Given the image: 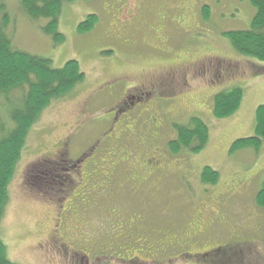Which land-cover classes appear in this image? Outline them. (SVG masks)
I'll return each instance as SVG.
<instances>
[{"label":"rangeland","instance_id":"rangeland-1","mask_svg":"<svg viewBox=\"0 0 264 264\" xmlns=\"http://www.w3.org/2000/svg\"><path fill=\"white\" fill-rule=\"evenodd\" d=\"M3 1L10 19L6 33L14 48L47 58L53 67L58 68L67 60L75 59L85 74L83 81L65 95L53 99L43 109L26 134L8 184V199L0 219V237L7 258L16 264H70L72 257L70 261L60 263L54 262V256L50 253H45L46 257L38 253L40 247L37 240L45 236L53 214L52 205L43 200H49L54 194L44 195L42 187L38 182L36 185L34 178L40 176L41 171L44 173L45 168L48 174L57 173L60 184L66 185L62 202L66 200L79 179L75 177L77 170L84 168V156L87 153L101 156L109 148L111 132L106 127L122 118L126 109L123 105L115 106L120 102L117 99L133 93L138 83L137 75L144 69H159L162 64L179 61L183 54L188 58L187 54L203 57L211 53L214 56L212 62L204 61L203 58L196 73L194 69L190 70L184 78L185 83L182 78L178 81L181 86L184 85L186 92L189 87H193L191 90L195 93L198 108H188L191 99L188 92L177 103L181 106L177 108L179 113L171 115L183 123L185 114L192 109L198 110L201 112L199 119L207 127L205 146L187 161L193 165L196 163L193 173H188L191 182L186 184L184 181L172 180L163 188L155 185L149 191L153 193L154 204L146 203L144 206L138 203L143 197L141 193L128 201L129 209L125 205L126 199L130 198L129 193L124 192L122 197L117 196L114 201H120V213L126 210L128 215L136 212L149 214L138 225L146 232L148 228L154 230L150 240L157 241L164 237L166 240L163 241L180 243L189 233L194 211L204 202L197 185L202 167L208 165L219 172V182L214 189L230 186L229 194L222 199L217 209L222 220L204 229L199 236H193L187 249L182 250L178 246L168 248L164 264H208L228 259L233 264H264V209L254 202L255 192L264 179V142L259 148L244 147L229 151L234 140L251 136L254 132L255 109L264 104V60L236 53L222 35L226 30L249 27L254 13L249 0H74L65 3L59 13L57 30L64 39L58 44L40 30L47 20L31 22L20 10V0ZM203 5L210 8L207 21L201 18L200 9ZM87 14H95L97 22L90 30L78 32L77 26ZM181 14L180 23L187 21V31L182 30L176 22ZM159 29L162 33L158 32ZM118 35L122 36L120 40ZM123 39L127 41L126 44H123ZM162 46L167 48L158 52ZM173 49L175 52L170 51ZM210 63H218V75L204 71ZM118 74H130L127 78L128 87L112 89L117 82L107 81ZM231 87L242 90L238 108L227 117L215 118L212 97ZM154 89L156 97L175 99L168 95L177 91L179 95L183 88L177 83L157 79ZM169 104L162 101L160 105L167 108ZM140 107L132 114L136 122L131 131L139 133L145 148L154 131L158 134L154 147L160 148L158 145L162 144L163 136L170 129L163 126L154 130ZM127 133L121 136L119 142L122 149L126 146L133 148L135 143ZM52 154L54 160L51 159ZM66 169H71V177L66 175ZM31 171L35 172L25 182L26 175ZM46 178L50 183V177ZM204 206L206 203L202 204V208ZM102 208L101 212L107 215L106 206L102 205ZM97 210L96 207L93 209L94 214H98ZM251 242L256 243L253 245ZM181 251L202 255L179 256ZM205 251L209 252L204 255ZM113 255L110 264L126 263L120 250H116ZM139 258L141 261L134 263L148 264L147 260H151L146 255H140ZM160 258L163 259L162 256ZM236 259L239 261L236 262ZM73 261L77 264L75 258ZM231 261L227 264H232ZM151 262L159 264L153 260Z\"/></svg>","mask_w":264,"mask_h":264},{"label":"flooded vegetation","instance_id":"flooded-vegetation-1","mask_svg":"<svg viewBox=\"0 0 264 264\" xmlns=\"http://www.w3.org/2000/svg\"><path fill=\"white\" fill-rule=\"evenodd\" d=\"M182 17L183 14L177 17L176 22L182 30L187 31V21L180 23ZM158 32L162 33V30L159 29ZM121 37V35H118L117 38L120 40ZM122 42L123 44L127 43L124 39ZM166 48L162 46L157 51L160 52ZM170 51L175 52L174 49ZM187 55L189 56L188 58L184 57L183 54L179 61L162 64L159 69H144L137 75L138 83L134 86L133 93L125 94L117 99L120 101L119 103L116 104L115 102V106L123 105L126 110L120 120L114 121L106 127L111 132L109 148L101 156L90 153L84 156V162L82 163L84 168L83 170H77L75 177H79V179L73 192L66 200L62 202L66 195V185L65 183L60 184L57 179V173L53 175V172L52 174L47 172L48 175L46 176L50 177V183L47 182L46 176H36L34 178L36 185L38 182L42 187L41 192L45 193L44 195L54 194V196L51 195L49 197V200H43L46 204L50 203L52 205L53 214L49 220L45 236L42 237L43 239L37 240L38 247H40L38 249L39 254L41 252L42 256L46 257L45 253H50V255L54 256V262L58 261L60 263L70 261L72 257L70 264H76L73 258H75L77 264H110L114 258L113 253L116 250H120L125 257V264L140 262V255L149 256L151 260H147L148 264H152V260L159 264H164L168 248L178 246L182 250L187 249L193 236H199L204 229L210 227L216 221L222 220L218 216L217 209L220 207L222 199L229 194L230 186L226 185L221 189H214L219 179L214 184H204L200 175L197 187L202 196H204L202 204L206 203V206L202 208L201 204L194 211V218L192 219L194 221L189 225V233L182 238L180 243L163 241L166 240L164 237H160L157 241L150 240V235H154V230L148 228L147 233L146 229L138 225V222L147 219L145 215L149 216V214L142 215L136 212L128 215L126 210H122L120 213L118 208L120 201H114L117 196L122 197V194L127 192L130 194V198H127L125 202L127 207L128 201L141 193L143 197L138 203H142L144 206L146 203L154 204L152 200L153 193H149V191L154 189L155 185L163 188L172 180L177 182L184 181L186 184L191 182L189 178L191 176L188 173H193L196 163L193 165L192 162L189 161L187 163V161L194 158L198 153H193L184 147H180L177 152H173L172 146L177 145L175 125H186L191 118H200L198 116L201 112L192 109L190 113L184 115L183 123L178 119H174L171 115L179 113L180 110L177 108H181V106L177 103L182 101L185 98L184 94L188 92L191 97L188 102L190 107L188 108H198L195 103V93L191 90L193 87H189L186 92L184 85L181 86L178 81L182 78L185 83L184 78L188 71L194 69L196 73L202 65L203 58L204 61L212 62L211 60L214 56L211 53H206L203 57ZM177 58H179V54H177ZM216 64L210 63L209 68L204 69V71L211 72L212 75L214 73L218 75L220 70ZM129 76L130 74L113 75L107 82H117L112 89L128 87L127 78ZM157 76L159 78H156ZM157 79L171 84H179L183 88L181 89L182 93L177 95L179 92L177 91L168 95L174 96L175 99L156 97L154 81H157ZM173 99H177V101H173ZM162 101L165 103L170 102L169 106L165 108V106L160 105ZM143 103L145 105L140 107ZM138 107L145 112L147 115L146 120L150 121L154 130H158L163 126H167L170 129L163 136L162 144L158 145L160 148L154 147V142L158 138V134L154 131L150 140L146 142V148L140 141L139 133L136 134L131 131L136 122V118L132 114L133 112L135 113ZM204 108L203 106L202 109ZM126 132H129L127 134H130L135 141L133 148L126 146V148L122 149L119 147L121 136ZM169 135L172 137H169ZM152 141V144H147ZM51 159L54 160V154L51 155ZM69 170L66 169L68 173L66 175L71 177ZM30 177L32 175L28 176L27 174L24 179L25 182ZM44 195L40 196V198H43ZM102 205L106 206L107 215L101 212V209H103ZM95 207L98 208V214H94L93 209ZM127 209L129 208L127 207ZM251 243L254 245L256 242ZM207 252L209 251H205L203 254L206 255ZM182 255L200 256L202 254L181 251L179 256ZM161 256L163 259L160 258ZM227 263L228 260L223 262L213 261L208 264Z\"/></svg>","mask_w":264,"mask_h":264},{"label":"trees","instance_id":"trees-1","mask_svg":"<svg viewBox=\"0 0 264 264\" xmlns=\"http://www.w3.org/2000/svg\"><path fill=\"white\" fill-rule=\"evenodd\" d=\"M72 1L74 0H20V10L31 22L47 20L40 26V30L58 44L64 39L62 33L57 30L58 16L62 6ZM249 3L254 8L249 27L226 30L222 35L236 53L251 59L264 60V0H249ZM4 4V1L0 0V219L8 199V184L20 157L27 132L53 99L68 93L85 77L75 59L67 60L58 68L53 67L47 58L14 48L6 33L10 19ZM200 13L201 18L207 21L210 17V8L203 5ZM96 22L95 14H87L79 22L77 30L88 31ZM241 96L242 90L239 87H231L216 93L212 97L213 116L224 118L233 114L240 104ZM175 129L177 145L172 146L173 152L184 147L193 153H199L207 142V127L199 118H191L186 125H175ZM262 142L264 104L258 105L255 109L253 134L234 140L229 151L244 147L259 148ZM46 169L44 173L41 171L40 176L47 175L49 171ZM34 172L31 171L28 176ZM200 177L202 183L214 184L219 179V172L204 165ZM254 202L264 209V179L255 192ZM241 257L239 251V258ZM230 261L228 259V263ZM238 261L239 259H236V262ZM231 263L233 264L232 261ZM0 264H16L7 258L1 237Z\"/></svg>","mask_w":264,"mask_h":264}]
</instances>
